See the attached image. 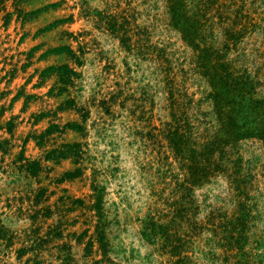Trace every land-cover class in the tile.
<instances>
[{
  "label": "rangeland",
  "instance_id": "obj_1",
  "mask_svg": "<svg viewBox=\"0 0 264 264\" xmlns=\"http://www.w3.org/2000/svg\"><path fill=\"white\" fill-rule=\"evenodd\" d=\"M209 1L0 0V264H264V0Z\"/></svg>",
  "mask_w": 264,
  "mask_h": 264
},
{
  "label": "trees",
  "instance_id": "obj_2",
  "mask_svg": "<svg viewBox=\"0 0 264 264\" xmlns=\"http://www.w3.org/2000/svg\"><path fill=\"white\" fill-rule=\"evenodd\" d=\"M207 3L210 5V1L207 0ZM207 7L204 11L203 14H205V12L208 10ZM229 35H227V40L230 39V41H227L225 43H223V47H229L230 42L232 43V41L238 37V33L235 30H232L230 33H228ZM237 39V38H236ZM70 50V49H68ZM71 52V51H70ZM227 52V50H223L221 53H219V51H217V49L213 47V45L209 46L208 48L203 47L200 48L199 52H198V56H197V61L201 60L199 64V66H201V64L205 63V61H208L214 57H217V64L219 66H221L224 70H227L228 68V64L225 62L224 56L225 53ZM215 66V63H214ZM51 67H63L64 65H57V66H51ZM217 69V67H216ZM216 72H219L218 70H216ZM228 74V72L226 73ZM224 84L228 83V85H230L231 89L233 91L236 90H240L243 86L246 87V90L249 92L251 90V88L255 89L256 86V82L255 81H250V79L247 77L246 74H244V72H238L236 74V76L233 78V80L231 81V83L227 80H223ZM238 84V85H236ZM223 85V84H222ZM260 106L259 109V113H258V118L251 120L249 123H246V121H244L243 125H264V103H263V99L262 98H256L252 101L251 105H250V111L252 112V110H255L256 107ZM243 118V117H242ZM255 121V123H253ZM66 125L71 126V127H77L78 123L77 122H67ZM231 125H235L234 123ZM177 128V127H176ZM176 128H172V127H168V130L165 132H163L164 137L168 140V146L171 150V153L173 154V156L175 157V161L179 162L180 165L182 164V161H184V159H186V156L190 157L188 161H192L193 163H191L190 165V172L188 173V175L184 178H186L183 181H186L187 183H191L194 181H198L200 178H207L208 175L212 174L209 173V163H208V159L210 157V155L212 153L219 152V158L217 161H215V163L213 164L215 166V168L217 169L218 166L220 165H224V163H228V158H229V154L226 151V148L223 147V145L220 143L219 140H217V138H212V139H205L204 141H201L200 143V148L199 150H197V148H192L190 147L191 151H185L184 147L188 142L191 141L190 137H189V129L187 128L184 130V132H178L177 130H175ZM258 128V127H257ZM253 130H249L248 133L252 134ZM264 131L261 130V133H263ZM185 135H188V138L185 139ZM215 136V135H214ZM202 137H205L202 136ZM192 142V141H191ZM79 142L78 141H73V142H64L60 145V148H53L49 153L50 154H56L55 156L59 157V156H64L67 155L71 152V148L75 145H78ZM48 153V155H49ZM35 161H33L34 163ZM31 164V161H30ZM30 164L28 163H23V165H26V170L29 171L30 169ZM72 173V172H70ZM182 188L183 190L186 188V186H184L182 184ZM90 206L98 208L99 206V202H95L93 204H90Z\"/></svg>",
  "mask_w": 264,
  "mask_h": 264
}]
</instances>
